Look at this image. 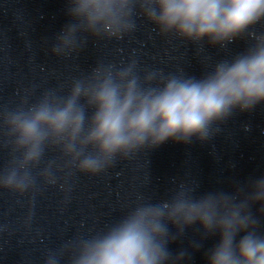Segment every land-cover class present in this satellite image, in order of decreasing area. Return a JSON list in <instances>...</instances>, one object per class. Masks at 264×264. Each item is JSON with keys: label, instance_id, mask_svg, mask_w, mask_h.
<instances>
[{"label": "clouds", "instance_id": "9594fccd", "mask_svg": "<svg viewBox=\"0 0 264 264\" xmlns=\"http://www.w3.org/2000/svg\"><path fill=\"white\" fill-rule=\"evenodd\" d=\"M65 14L69 22L50 49L58 57L79 55L89 40H122L138 18L162 37L227 49L264 21V0H66ZM64 87L0 108V136L10 150L0 190L31 193L34 200L62 179L59 187L68 193L77 174L99 175L117 159L169 140L210 139L214 124L264 103V34L199 78L183 69L141 75L132 59L122 66L98 62ZM52 151L57 157L46 159ZM198 189L180 182L165 199L140 196L103 230L49 250L44 264L64 258L67 264H190L203 241L217 235L203 251L205 264H264V175L237 181L230 191ZM194 227L199 239L173 253L169 245Z\"/></svg>", "mask_w": 264, "mask_h": 264}]
</instances>
